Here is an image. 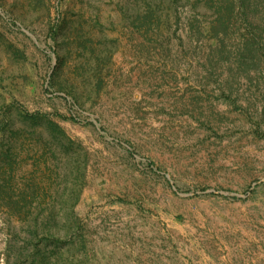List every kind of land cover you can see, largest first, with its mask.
<instances>
[{
    "label": "rangeland",
    "instance_id": "1",
    "mask_svg": "<svg viewBox=\"0 0 264 264\" xmlns=\"http://www.w3.org/2000/svg\"><path fill=\"white\" fill-rule=\"evenodd\" d=\"M0 264H264V0H0Z\"/></svg>",
    "mask_w": 264,
    "mask_h": 264
},
{
    "label": "built area",
    "instance_id": "2",
    "mask_svg": "<svg viewBox=\"0 0 264 264\" xmlns=\"http://www.w3.org/2000/svg\"><path fill=\"white\" fill-rule=\"evenodd\" d=\"M15 27L19 30L24 31L22 28L19 27L18 24H15ZM59 95L62 96L65 99V101L67 102V104L69 106V112L71 113L72 119L75 120L76 116L81 113L80 109L74 104V102L71 100L70 97H68L64 94H59Z\"/></svg>",
    "mask_w": 264,
    "mask_h": 264
}]
</instances>
